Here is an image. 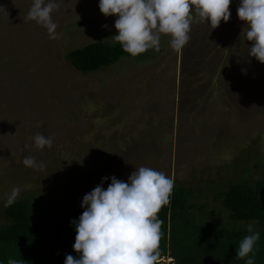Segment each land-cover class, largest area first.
Instances as JSON below:
<instances>
[{
  "label": "rangeland",
  "instance_id": "1",
  "mask_svg": "<svg viewBox=\"0 0 264 264\" xmlns=\"http://www.w3.org/2000/svg\"><path fill=\"white\" fill-rule=\"evenodd\" d=\"M32 2L0 0V226L10 223L4 205L13 187L21 189L16 200L36 204L35 217L54 218L83 211L85 194L106 190L111 177L128 182L140 166L192 189L191 202L207 209L192 210L198 223L244 226L216 199L235 184L264 180V64L240 39L241 0L214 30L194 20L179 53L162 36L159 52L95 73L76 70L67 54L117 43L116 17L101 13L100 0H55L59 38L50 40L26 20ZM38 133L53 138L51 149L35 147ZM26 156L44 169L25 167Z\"/></svg>",
  "mask_w": 264,
  "mask_h": 264
},
{
  "label": "clouds",
  "instance_id": "2",
  "mask_svg": "<svg viewBox=\"0 0 264 264\" xmlns=\"http://www.w3.org/2000/svg\"><path fill=\"white\" fill-rule=\"evenodd\" d=\"M232 0H100L99 9L105 17L115 16L116 35L124 52L138 57L149 50L160 51L161 37H169L174 52L179 53L191 39L194 20L206 23L214 30L221 21L230 20ZM60 5L55 0H33L26 20L45 28L50 40H57L58 25L52 14ZM0 9H3L0 7ZM239 19L246 22L240 39L251 41L249 57L264 64V0H241L237 9ZM106 27V26H105ZM35 147H53V138L36 134ZM28 168L43 170V161L26 156L22 161ZM109 178L104 177L107 181ZM174 178L151 167L140 166L128 182L111 177L107 189L97 185L82 201L84 211L78 222L73 248L79 258L67 255L65 264H162L160 242L164 221L158 214L170 203ZM21 189L13 187L5 202L10 207ZM248 235L236 249V259L255 264V246L260 240L253 224ZM7 264H21L8 259Z\"/></svg>",
  "mask_w": 264,
  "mask_h": 264
},
{
  "label": "trees",
  "instance_id": "3",
  "mask_svg": "<svg viewBox=\"0 0 264 264\" xmlns=\"http://www.w3.org/2000/svg\"><path fill=\"white\" fill-rule=\"evenodd\" d=\"M145 56L134 58L142 61ZM123 57L132 56L118 42L104 41L91 42L67 54V60L82 73L99 72ZM193 195L192 189L175 184L170 203L158 214L164 221L160 242L163 257H170L175 264H246V260L236 259V249L252 223L260 234L255 264H264V180L235 184L216 195L225 217L234 224H244L241 227L198 223L192 210L207 209L191 202ZM35 205L18 199L6 208L10 223L0 226V264H7L8 259L21 264H65L67 255L79 258L73 248L76 230L72 221L78 222L84 210L54 218L35 217Z\"/></svg>",
  "mask_w": 264,
  "mask_h": 264
}]
</instances>
